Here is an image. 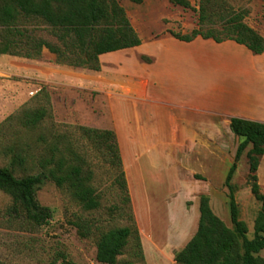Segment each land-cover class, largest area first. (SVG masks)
I'll return each mask as SVG.
<instances>
[{
    "label": "rangeland",
    "instance_id": "374dc122",
    "mask_svg": "<svg viewBox=\"0 0 264 264\" xmlns=\"http://www.w3.org/2000/svg\"><path fill=\"white\" fill-rule=\"evenodd\" d=\"M117 1L141 45L100 56L99 71L59 64L47 49L36 60L0 56V166L11 167L12 156L20 153L26 159L25 174L37 173L36 158L43 147L36 138L42 131H28L18 120L25 111L44 109V126L54 133L69 134L83 153L100 200L97 210L83 211L65 189L47 181L37 189L36 199L51 210L52 217L47 225L35 227L23 218L9 217L6 210L11 198L0 191V264H101L96 260L100 233L129 225L120 189L113 183L114 167L104 151L80 137L75 129L79 126L114 132L123 170L136 189L141 226L149 236L165 238L168 226L179 220L184 208L189 211L192 199L188 193L192 191L207 195L212 211L231 226L223 183L240 140L230 129V133L222 126L218 133L203 129L192 136L147 134L153 122L148 116L152 65L159 48H172V34H187L197 28L202 0H187L190 8L170 0ZM210 1L211 12L227 16L243 13V22L264 38V0ZM212 19L217 20L215 16ZM157 43L162 46H155ZM176 52L186 62L177 59L169 63L175 66L172 73L182 76L183 81H236L235 75H204L192 67L211 62L215 56L202 43L183 44ZM248 149L239 159L231 183L239 219L252 238L261 204L247 184ZM211 158L214 163H210ZM23 174L15 168L17 177ZM81 222L90 225L85 237L77 227ZM259 256L264 258V249ZM115 264L152 263L140 257L131 237Z\"/></svg>",
    "mask_w": 264,
    "mask_h": 264
},
{
    "label": "trees",
    "instance_id": "16d2710c",
    "mask_svg": "<svg viewBox=\"0 0 264 264\" xmlns=\"http://www.w3.org/2000/svg\"><path fill=\"white\" fill-rule=\"evenodd\" d=\"M130 1L139 4L142 0ZM170 1L190 8L187 0ZM210 4V0L201 1L197 28L187 34H172V37L186 43L196 38L210 39L215 43L233 41L254 55L264 53V38L243 22V13L233 12L227 16L211 12ZM214 16L216 21L212 19ZM39 24L44 27L40 28ZM140 44L141 40L117 0H0V56L36 60L41 57L42 50L47 49L59 64L99 71L100 56ZM45 117L44 109H35L25 111L18 120L19 125L28 131H42L36 138L43 147L42 154L36 158L37 173L25 174L26 159L20 153L12 156L11 167L0 166V191L11 198L7 214L12 218H23L35 227L47 225L52 217L51 210L36 199L37 189L47 181L65 189L83 211H94L100 206L99 196L91 184L92 171L87 167L83 153L69 134L54 133L46 128ZM229 128L240 140L223 183L227 189L231 226L212 211L209 197L200 194L196 232L182 249L174 253L172 264H264V258L259 256L264 249V193L260 191L256 175L260 158L264 155V123L232 117ZM75 129L82 139L108 156L115 170L113 183L120 189L129 221L128 226L100 233L96 260L101 264H115L131 237L143 258L114 132L84 126ZM248 147L247 184L252 196L261 204L252 238L247 236L245 222L239 219L235 188L231 183L237 163ZM15 168L24 174L17 177ZM195 178L203 180L199 176ZM77 227L85 237L90 225L81 222Z\"/></svg>",
    "mask_w": 264,
    "mask_h": 264
},
{
    "label": "crops",
    "instance_id": "0c3cea01",
    "mask_svg": "<svg viewBox=\"0 0 264 264\" xmlns=\"http://www.w3.org/2000/svg\"><path fill=\"white\" fill-rule=\"evenodd\" d=\"M193 41L204 44L215 55L211 62L192 65L193 68L204 72V75L210 72L235 75L236 81L223 83L182 78L183 81L182 76L177 78L179 76L172 73L175 66L169 61H182L176 51L187 43L173 38L169 41L171 49L164 46L159 48L160 52L150 71L148 116L153 122L149 123L151 131L147 134L192 136L203 129L218 133L220 126L230 133L232 117L264 123V53L254 55L233 41L215 43L201 38ZM155 46L162 45L157 43ZM210 163H214V158L210 159ZM256 175L260 191H264V155L260 158ZM125 176L143 258L152 264H172L174 253L182 249L196 232L198 194L202 193H188L189 199H192L189 211L184 208L179 220L168 226L165 238L156 240L141 226V208L136 189L130 183L128 174Z\"/></svg>",
    "mask_w": 264,
    "mask_h": 264
}]
</instances>
